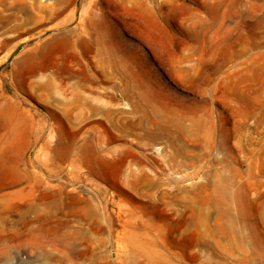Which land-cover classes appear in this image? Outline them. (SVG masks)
I'll use <instances>...</instances> for the list:
<instances>
[{"label":"rangeland","instance_id":"1","mask_svg":"<svg viewBox=\"0 0 264 264\" xmlns=\"http://www.w3.org/2000/svg\"><path fill=\"white\" fill-rule=\"evenodd\" d=\"M18 1L29 0H0V42L12 39L0 49V91L19 108L15 121L23 126L16 139L0 126V264H264V0H98L121 45L118 55L136 78L155 82V95L177 113H209L204 126L173 145L163 137L141 142V129L127 124L140 114L110 65V79L85 87L71 78L67 91L54 93L29 83L54 77L57 67L81 69L76 49L47 55L30 80L16 72L21 50L79 32L88 5L65 0L55 19L13 31L23 19ZM37 1L42 16L56 6V0ZM95 121L108 133L97 141L98 156L126 153L118 184L147 203L154 218L89 173L83 151L102 128ZM183 146L190 150L186 158ZM132 154L145 157L141 166L150 180L136 179ZM221 179L231 193L247 194L240 206L257 225L259 241L247 225L236 226L237 237L221 226L207 200ZM203 208L210 215L200 222Z\"/></svg>","mask_w":264,"mask_h":264},{"label":"bare ground","instance_id":"2","mask_svg":"<svg viewBox=\"0 0 264 264\" xmlns=\"http://www.w3.org/2000/svg\"><path fill=\"white\" fill-rule=\"evenodd\" d=\"M64 3L65 0H56V6L52 7L47 15L42 16L36 13L38 11H43L44 5L37 0L15 2L14 7L18 12L23 14V19L21 23L11 25L9 30L17 31L20 28L25 29L28 25L37 23V21H41L43 18L47 21H51L61 13ZM87 4V7L83 9L80 16L78 25L79 32L76 34H71V32L53 35L49 38L37 41L32 48L21 50L19 57L13 62V67L16 72H21V74L30 80V78L44 69L45 66L42 62L47 55L64 49L73 48L78 51V60L83 66L81 69L73 70L66 67H57L52 71L55 74L54 77L45 74L40 82L30 80L29 83H34L46 92H54L56 90L67 91L71 86L67 85V81L65 80L71 78L76 82H80V86L82 87L87 86L86 82L88 81L95 82L103 79H110L105 72L106 66L110 65L123 79V93L125 96L132 99L135 110L140 114L136 121H127V124L131 127H138L141 129L142 133L139 135L141 142L143 141L142 138L152 141L153 139L163 137L168 144L173 145L176 142L175 139L180 134L188 135L204 126L205 122L210 118L208 112H206L205 118H201L194 111L190 114H187L188 112L177 113L168 102L159 99L155 95V82L136 78L133 68L131 66L128 67L124 63L122 56L118 55L121 45L120 43H116L113 40L114 37L112 34L108 32L110 27L104 17L100 2L98 0H88ZM119 4L123 6V2L120 1ZM43 23L44 22H42V24ZM58 26L59 23L57 22L51 25L50 28L56 29ZM40 34H42V31H39L37 37H39ZM82 35H87V38ZM11 40V38L1 40L0 49H4ZM16 46L17 44L13 45L3 57L1 56V59L4 60L10 56ZM93 61L97 64L93 65ZM55 77H58L59 81L56 82ZM74 94H76V91ZM76 96L78 97V95ZM84 103H86V100ZM88 107L95 113L104 111V109L99 106ZM18 112L19 108L12 101L5 98L0 91V126H8L11 131V137L14 139L19 138L23 130L22 123L15 121ZM104 112L108 113V110H105ZM102 125L103 123L101 121L94 122V127H102ZM94 127L93 130H95ZM107 135V131L102 127L98 134L93 131V135L89 137V140L90 142L92 141L91 143H93V145H90L87 150L83 151V154L86 157L84 158V163L86 164L89 173L105 180L118 191L119 195L127 196L132 199V201L136 202V207L141 212L148 215L149 219L154 218V213L148 210L147 203L137 202L118 184L117 178H119L121 168L125 162L126 153L120 155L115 160H104L98 156L96 151L98 148L97 141L103 140ZM142 143L144 145L148 144L144 141ZM107 149L110 151L113 150L112 147ZM179 151L184 155V158L190 153V150L186 149L184 146L181 147ZM132 155L134 157V162L137 164L135 167L136 179L144 177L146 180H150V178L143 172V167L141 166V163L144 161L143 158L145 157L135 154ZM173 155L175 156L176 153ZM25 177L29 178L27 175H25ZM227 187V180L225 179L213 183L212 189L207 198L211 207L216 209L217 217L223 222V224H225L221 226L226 228L229 236L237 237L239 234L236 226L247 225L255 236V242L259 241L260 235L255 230L258 228L257 225L249 224L248 220L245 218L246 215L243 206H240L242 202L241 199L246 198L247 200V194L240 192L231 193ZM209 215L210 212L208 210H204V208L200 209L198 221H207ZM217 264L224 263L218 262ZM245 264L250 263L245 262Z\"/></svg>","mask_w":264,"mask_h":264}]
</instances>
